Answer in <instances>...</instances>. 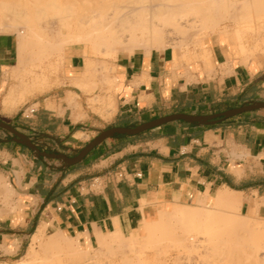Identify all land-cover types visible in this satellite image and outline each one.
<instances>
[{
  "label": "crops",
  "instance_id": "1",
  "mask_svg": "<svg viewBox=\"0 0 264 264\" xmlns=\"http://www.w3.org/2000/svg\"><path fill=\"white\" fill-rule=\"evenodd\" d=\"M217 40L189 63L176 59L170 47L105 59L109 71L97 66L89 95L74 84L86 60L70 48L61 83L11 108L4 98L16 83L11 74L19 63V37L0 33V120L42 152L75 157L111 128H134L175 114L215 115L264 102L261 47L246 62L224 39ZM70 93L79 95L82 109L70 104ZM97 96H111L112 104L90 105ZM15 138L0 127V164L34 207L22 240L46 221L84 246H95L99 233L129 232L154 219L158 208L188 206L224 189L243 197L242 213L264 218V108L213 124L177 119L135 135L115 134L74 165L42 156Z\"/></svg>",
  "mask_w": 264,
  "mask_h": 264
},
{
  "label": "bare ground",
  "instance_id": "2",
  "mask_svg": "<svg viewBox=\"0 0 264 264\" xmlns=\"http://www.w3.org/2000/svg\"><path fill=\"white\" fill-rule=\"evenodd\" d=\"M0 9L4 19L0 21V33L16 30L18 32L22 25L26 29L22 27L25 31H20V34L18 32L19 51L23 58L30 49L31 54L28 55L33 56V59L30 57L25 59L28 61L32 59L35 64L32 63L33 69L27 70L25 66L28 65V61L24 59V62L19 58L20 63L13 68L14 74L11 76L14 75L13 79L17 81L21 74L29 73L23 82L25 85L39 88L35 95L48 92L52 88L53 85L49 83L53 82L52 75L61 69L65 48L68 45L83 44L85 54H90L86 59L82 78L74 81V84L88 94L94 90L90 76L97 69L94 65V56L99 53L116 59L121 49L133 52L137 48H144L149 54L151 50L157 48L188 49L191 44L198 46L202 41L207 45L211 33H220L222 39L229 40L234 55L248 59L250 55L254 56L257 53L260 42L264 41V0H0ZM43 58L44 61L46 59L45 64ZM244 61L248 62L249 59ZM105 67L108 66L104 65ZM20 84L18 82L11 85L8 95L13 94ZM78 96L70 93L69 102L72 106L82 109L81 103L77 101ZM90 103L93 106L97 103L105 106L108 103L112 104V98L97 96L91 98ZM216 194L206 195L197 202L215 205L216 210L217 206L222 207V212L221 210L219 213L214 212L215 209H211L213 212L209 209L204 211L206 208L203 210L198 206L193 208L178 206L172 209L161 207L157 209L154 219L143 220L137 231H132L128 237L121 228L106 234L99 233L97 252L100 255L106 254L110 249L111 255H115L121 262L136 264L138 261L146 260H141L144 255L140 253L141 250L137 254L135 250L139 248H134L135 244L145 240L148 244V240L151 239L148 245L152 246L154 240L157 242L161 239L172 241L179 248L193 250L203 247L204 250L206 248V253L212 251L215 258L219 257V262L218 259L211 263L208 260L209 264H221L224 261L232 264H264V223L257 224L254 220L253 224L250 216L239 214L245 217L243 219L236 216L233 209L238 211L241 208L243 197L240 194L229 189L219 190ZM203 230L209 235L206 234L202 239V235L197 234L203 233ZM65 236H62L54 224L44 221L32 238L33 243H40L43 252L40 253L32 244L19 264H27L29 261L33 264L37 261L44 262L42 264L46 261L53 262V254L56 255L57 251L59 254L57 257H60L59 252L79 255L81 248L74 247ZM45 239H48L46 248L43 246ZM205 241L209 244H203ZM77 243L79 247V242ZM209 253L211 258L212 253ZM155 254L157 256L158 253ZM177 260L180 261V258L174 260L176 264ZM206 260L202 263L205 264ZM60 261L58 259V262ZM200 262L197 261L199 264ZM161 263L163 264V261Z\"/></svg>",
  "mask_w": 264,
  "mask_h": 264
},
{
  "label": "rangeland",
  "instance_id": "3",
  "mask_svg": "<svg viewBox=\"0 0 264 264\" xmlns=\"http://www.w3.org/2000/svg\"><path fill=\"white\" fill-rule=\"evenodd\" d=\"M0 11H1V9H0ZM0 18H1L0 19V21H1L3 19L2 12H0ZM22 27L25 29V27L23 25L20 26L19 29H18L19 34H20V31H25L26 30V29L24 30ZM18 32L16 30V31H11L10 33L18 34ZM18 36L20 38V35H18ZM217 37H220V33H218V34L211 33L210 34V38L211 39H210L209 43L210 44L219 43V41L217 40ZM224 40L227 42L226 44L230 45V42H229V40L227 38H225ZM193 46L194 45L191 44L190 47H188V49L182 48L183 50L181 48H177V49L173 48V47H170V48H172L174 50L176 59L189 63V62L193 61L194 59H200L199 57L198 58H196V57L198 56V53L202 52L203 48L206 46V43H205V41H202V43H200L198 46H194V47ZM73 47H75L76 50L82 56H84L85 60L88 57H90V54H87V53L85 54V49H84V45L83 44L66 46L65 54H66L68 49L73 48ZM260 47H261L260 52L262 53V50L264 52V41L263 40H262V42H260ZM138 49L145 50L144 48H137L135 50H138ZM29 50H28V53L31 52V50H30V52H29ZM258 51L259 50H257L256 52H258ZM129 52H131V51H129L127 49H121L118 54L129 53ZM25 53H27V51ZM28 53H27L26 57H25L26 54H24V57L22 58V56L20 54V51H19V55H20L19 58H22L24 60L25 58L30 57V58L33 59V56L28 55ZM255 55H256V53H255ZM254 56L250 55V57L248 59L250 60ZM32 59H30V60L32 61ZM105 59H112V58L105 56L103 53H99V54L94 56V65H95V67L97 68V66L101 65L103 73L106 71V69L104 68L105 64L103 62ZM243 59L244 60H248L247 58H243ZM25 60L28 61V59H25ZM25 60H24V62H25ZM42 60H43V64H45L46 63V59H45V61H44V58ZM29 61L27 62L28 65L25 66L27 70L33 69V64H35L33 61L32 62H29ZM100 61H102V62H100ZM19 63H20V59H19ZM19 63H18V65H19ZM27 63H25V64H27ZM61 71H62V66H61V69H59V72L57 74H53L52 75L53 82L49 83L50 85H53L52 87H54V86H56V85L61 83V80H60ZM12 74H14L13 71H12ZM28 74L29 73L21 74L20 77H18L17 81L14 80L16 83L19 82L21 84L17 86V88H16V90H15V92L13 94L8 95V92H7L5 98L7 97L8 99L6 98L7 99L6 100L4 98V104L7 107L15 108L18 105H20L23 102H25L28 98L37 96V95H35V92H38L39 88L32 87L30 85H25L24 82H23L24 81L23 79H26ZM11 77L13 78L14 75L11 76ZM79 108H81V107H79ZM20 192L21 191H19L17 189V186L15 184L14 179L10 175L9 169L6 168L5 166H3V164L1 163L0 164V213H1V215H0V264H19V262H21V260H23L24 256L28 253V250L30 249L32 244H34V246L36 247V249L38 251H40V253L43 252V247L39 245L40 243H33V241H32L33 235H34V233L37 230L36 227H34L33 229H29L28 230L29 234L27 235L26 238H24L22 240V236H23L22 231L27 230V227H28L27 223H28V220L31 217L32 209L34 207H33V203H27L26 196H24ZM216 195L217 194L215 193L212 196H216ZM195 203H197V204H195ZM195 203L191 204V205H188V206H184V208H193V207H197L198 206L199 208L201 207V209H203V210L206 208L204 211H207L208 209L209 210L215 209L214 212L218 211V213H219V211L222 208V207L218 208V206H217V210H216V206L215 205L210 204V206H209L208 203H203V204L200 203V202H195ZM178 206H181V205H178ZM178 206H175V207H178ZM213 206H215V207H213ZM175 207H170L169 209H172V208H175ZM223 210H225V209H223ZM233 210L237 214L236 215L237 217L239 216V214L240 215L242 214V216H245V217L246 216H250L251 217V222L253 221L252 222L253 224H254V220L257 221V224H259L260 222H261V224L264 223V220H263L264 218L259 217L256 214L242 213L241 212V208L238 209V211H236L237 209L236 210L233 209ZM211 211L213 212V210H211ZM221 212H222V210H221ZM225 212H226V210H225ZM223 213H224V211H223ZM239 217L242 218V219L245 218V217H241V216H239ZM137 228H135L133 230H130L129 232L124 233V235L126 237H128L132 231H134V230L137 231ZM32 231H34L33 234L31 233ZM60 232L62 233V236L66 235L65 239H67V238L69 239L70 238L69 240L67 239V241L71 242L74 247H76L77 249L81 248V249H79L81 251V253L79 255L76 254L77 255L76 256L75 253L74 254H72V253L69 254V253L63 252V253H66V254H63V253L61 254V252H59L60 253V257H57V256H59V254H57L58 251L56 252L55 250H53L54 253L56 252L55 253L56 255L53 254V256H54L53 262L46 261L47 263L45 262V264H59V263H61V261L62 262L65 261L64 263H61V264H71V262H72V264H88V263L89 264H96L97 262H98L97 264H102V263L103 264H111L112 262L114 264H126L124 262H121V260H119L117 257L115 258V255L112 256L111 252H110L111 251L110 249H109V251L108 250L106 251V254H101L100 255V253L97 252L98 251L97 249L99 248V243H97L95 246H92V248H91V244L89 243V247H86L82 243H80V241L77 238H74V237H72L70 235L68 236V234L66 232L62 231V230H60ZM201 232H202V230H201ZM201 232L200 233L197 232L199 234H197V233L196 234L199 235V236L202 235L201 236L202 239L205 237L206 234L209 235V233L205 234L204 230H203V233H201ZM208 235H207V237H208ZM74 239H76V240H74ZM44 241L45 242H44L43 246L44 247L48 246V244H47L48 243V239H45ZM149 241L151 242V239L148 240V244L150 243ZM77 242H79V247H78V243ZM155 242H156V240H154V242H152L153 243L152 244L153 247L148 245L146 240L138 242V243L135 244L134 248H136V249L139 248L138 250H135V251H137V254H139L138 251L141 250L140 253H142V256L144 255L143 257L141 255H139V257H142V259L141 258H139V259L146 260V261H143V262L140 261L141 264H162L161 263L162 261H163V264L165 262H166V264H174L176 259H179V258H180V261L182 262V264H190V263L191 264H199V263H197V261L198 262L201 261L200 264H203L206 259L207 260H206L205 264H209L208 260H210L209 262L211 263V261L214 262L216 259H218L217 261L219 262V257L215 258V256H214L212 251H211L212 254L209 253L210 251H208L206 253V248L204 250L203 247H201V248L199 247L200 250L198 248L193 249V250H188V249H185L183 247L182 248L181 247L180 248L177 247L176 244H174L172 241H169V240H161V239H159V240H157L156 243ZM45 243H46V245H45ZM205 243H208V241L207 242L205 241L203 244H205ZM144 246H146V247L144 248ZM157 247H158V249H157ZM154 248L157 249V250H154ZM143 249H144V252H143ZM82 250H83V252H82ZM204 251H205V254H203ZM260 252H263V250H260ZM145 253H148V254H145ZM155 253H158L157 256H156ZM208 253L212 255L211 256L212 259L210 258ZM107 254L108 255L110 254V255L108 256ZM154 254H155V256H154ZM63 256L64 257L66 256L65 259H64ZM177 256L178 257L180 256V257L178 258ZM175 257H176V259H175ZM61 258H62V260L60 261ZM69 258L72 259V260L70 261ZM105 258H107V259H105ZM213 258H214V260H213ZM58 259H59L60 262H58ZM105 260H107V261H105ZM108 261L111 262V263H109ZM137 261H138V259L136 258V262ZM177 261L179 262V263L177 262V264H181V262L179 260H177ZM140 262L138 261L136 264H138V263L140 264ZM167 262H169V263H167ZM218 262H216V263H218ZM37 263H41V262L37 261L36 264ZM42 263H44V262H42ZM27 264H33V263L31 261H29ZM221 264H232V263H228V262L224 261V263H221Z\"/></svg>",
  "mask_w": 264,
  "mask_h": 264
},
{
  "label": "water",
  "instance_id": "4",
  "mask_svg": "<svg viewBox=\"0 0 264 264\" xmlns=\"http://www.w3.org/2000/svg\"><path fill=\"white\" fill-rule=\"evenodd\" d=\"M264 108V102L254 103L245 105L239 108L231 109L228 111H225L223 113L215 114V115H209V116H191V115H184V114H175V115H169L163 118H159L156 120H153L151 122L139 125L134 128H111L105 131H102L101 134H99L94 140H92L77 156L75 157H68L67 155L63 153H48V152H42L31 140L28 138L25 134L19 132L17 129H15L10 124L1 121L0 120V127L4 128L10 132H12L16 138L15 140L25 144L29 147H31L33 150L38 152L40 155L49 157V158H57L62 161H64L67 165H74L82 161L85 156H87L97 145H99L102 141L105 139L114 136L115 134H129V135H135L140 132H143L147 129L165 124L167 122L177 120V119H184L190 122H198L201 124H213L216 123L219 120H222L224 118H229L238 114H241L243 112L251 111Z\"/></svg>",
  "mask_w": 264,
  "mask_h": 264
},
{
  "label": "trees",
  "instance_id": "5",
  "mask_svg": "<svg viewBox=\"0 0 264 264\" xmlns=\"http://www.w3.org/2000/svg\"><path fill=\"white\" fill-rule=\"evenodd\" d=\"M32 234L34 233V231L31 232Z\"/></svg>",
  "mask_w": 264,
  "mask_h": 264
}]
</instances>
